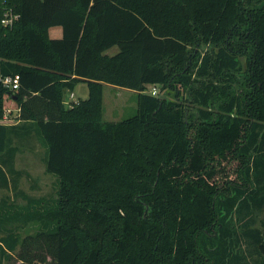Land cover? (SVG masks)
<instances>
[{"label": "trees", "instance_id": "1", "mask_svg": "<svg viewBox=\"0 0 264 264\" xmlns=\"http://www.w3.org/2000/svg\"><path fill=\"white\" fill-rule=\"evenodd\" d=\"M17 75L0 187L17 186L12 137L35 131L57 190L1 263L264 264V0H0V78ZM105 84L136 91V114L105 121Z\"/></svg>", "mask_w": 264, "mask_h": 264}, {"label": "rangeland", "instance_id": "2", "mask_svg": "<svg viewBox=\"0 0 264 264\" xmlns=\"http://www.w3.org/2000/svg\"><path fill=\"white\" fill-rule=\"evenodd\" d=\"M50 36L53 38H59L62 36V29L60 27H53L50 29ZM118 51L117 47H114L107 51L112 55ZM88 88L85 84H80L75 91L74 99L72 101L78 102L82 99H87L85 96ZM153 88L147 89V93L152 94ZM156 95H164L169 93L167 90L162 91L160 86L155 90ZM70 94V93H69ZM137 96L138 93L134 90L115 87L113 85H104V120L105 121H122L128 117L136 114L137 111ZM85 97V98H84ZM67 96L65 95L64 102ZM66 104V103H65ZM66 106H68L66 104ZM16 121V116H11L10 120ZM36 137V135H35ZM16 137H12V143L15 142ZM44 149L39 142L34 141V150L23 151L17 158V167L28 172L30 175L27 177L17 178L16 189L12 187V190H0V198H9L6 201L7 218L11 220L0 222V238L7 236L13 232L20 236V239L27 235L36 234L39 225L35 221H27L25 218V212L31 208L32 202H35L45 198L52 199L57 190V180L54 176L47 173L44 162ZM34 199V200H33ZM0 212H2V206H0ZM20 212V213H19ZM10 214V215H9ZM252 261V259H251ZM0 262V264H5Z\"/></svg>", "mask_w": 264, "mask_h": 264}, {"label": "crops", "instance_id": "3", "mask_svg": "<svg viewBox=\"0 0 264 264\" xmlns=\"http://www.w3.org/2000/svg\"><path fill=\"white\" fill-rule=\"evenodd\" d=\"M80 84H85L86 86H87V88H88V85H87V83H84V82H81V83H78L76 86H75V89H74V91L76 90V88L80 85ZM68 95H69V93L66 95L67 97H68ZM85 96H88V91H87V93L85 94ZM85 98V97H84ZM82 100H84V99H82ZM18 112H19V109H6V113H5V119H6V121L7 120H9L10 122L8 123L9 125H11V124H14V125H17V126H20L21 125V127H22V125L23 124H25V123H23L24 121H20L19 119H18ZM10 114H11V116H16V121L15 122H13L12 121V119L10 120ZM23 123V124H22ZM27 125V124H26ZM28 125H29V123H28ZM25 128H26V126H25ZM32 134H29V133H27L26 134V137H18V135L16 136V139H15V142L14 143H12V145H11V147L12 148H15V154H14V158H13V160L10 162V163H8V164H10L12 167H13V169H14V172H15V174H14V176H18L19 178H21V177H27V176H29L30 174L28 173V172H26V171H24V170H22V169H19L18 167H17V158H18V156L20 155V154H23V151H25V150H27V151H32V150H34V141H35V139H36V141L37 142H39L40 144H41V146H42V149H44V156H43V162H44V159H45V156H46V149H45V147L42 145V143H41V141H40V139L38 138V136H37V134L35 133V131H32L31 132ZM18 134H24V129L23 128H20L19 129V131H18ZM35 135H36V137H35ZM2 155H5V154H0V156H2ZM3 159H5V161H6V157L5 158H3ZM3 159H1V160H3ZM1 160H0V162H1ZM9 160V157L7 158V161ZM6 161V162H7ZM44 165H45V162H44ZM6 166V165H5ZM5 166H3V163H0V167L2 168V170L4 171V172H6L7 173V176L9 175V172H8V168L7 167H5ZM45 168H46V166H45ZM10 176V175H9ZM12 176V175H11ZM11 183L12 182H10V184H9V187H7V188H2V187H0V190H12V185H11ZM6 197H3V198H0V200L1 199H5Z\"/></svg>", "mask_w": 264, "mask_h": 264}, {"label": "built area", "instance_id": "4", "mask_svg": "<svg viewBox=\"0 0 264 264\" xmlns=\"http://www.w3.org/2000/svg\"><path fill=\"white\" fill-rule=\"evenodd\" d=\"M18 18H19L18 15L13 14L10 10H8L4 14L2 24L4 26H11L14 23V21H16ZM0 81L3 83L4 86L10 88L11 90H17L20 86V76L18 75L14 77L13 76L2 77L0 78ZM155 90L156 88H153L152 95H156ZM73 99H74V94L70 92L64 103H66L68 106H72L74 103H76L72 101Z\"/></svg>", "mask_w": 264, "mask_h": 264}]
</instances>
